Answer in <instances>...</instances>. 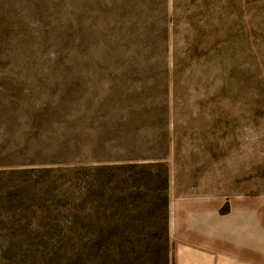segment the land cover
Returning a JSON list of instances; mask_svg holds the SVG:
<instances>
[{
  "label": "rangeland",
  "instance_id": "374dc122",
  "mask_svg": "<svg viewBox=\"0 0 264 264\" xmlns=\"http://www.w3.org/2000/svg\"><path fill=\"white\" fill-rule=\"evenodd\" d=\"M194 199L264 264V0H0V264L186 263Z\"/></svg>",
  "mask_w": 264,
  "mask_h": 264
},
{
  "label": "crops",
  "instance_id": "0c3cea01",
  "mask_svg": "<svg viewBox=\"0 0 264 264\" xmlns=\"http://www.w3.org/2000/svg\"><path fill=\"white\" fill-rule=\"evenodd\" d=\"M173 209V229L183 233L191 246L184 254L190 259L182 264H201V256L204 257L202 264H261L258 247L254 244L252 247L244 246L242 241L237 246L236 239L230 243L228 229L214 225L212 216L206 218V208L200 200L178 202ZM238 251L246 256L237 257Z\"/></svg>",
  "mask_w": 264,
  "mask_h": 264
},
{
  "label": "trees",
  "instance_id": "16d2710c",
  "mask_svg": "<svg viewBox=\"0 0 264 264\" xmlns=\"http://www.w3.org/2000/svg\"><path fill=\"white\" fill-rule=\"evenodd\" d=\"M152 165H147L148 168H150ZM157 166V165H156ZM159 166V165H158Z\"/></svg>",
  "mask_w": 264,
  "mask_h": 264
}]
</instances>
